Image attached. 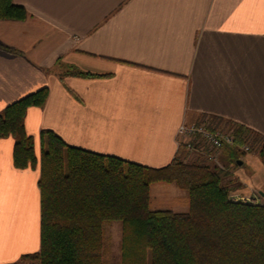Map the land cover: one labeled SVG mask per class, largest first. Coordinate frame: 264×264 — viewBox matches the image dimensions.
Returning <instances> with one entry per match:
<instances>
[{"label":"crops","instance_id":"crops-1","mask_svg":"<svg viewBox=\"0 0 264 264\" xmlns=\"http://www.w3.org/2000/svg\"><path fill=\"white\" fill-rule=\"evenodd\" d=\"M13 1L28 15L0 19V42L19 51L0 49V111L48 88L45 104L25 118L38 157L44 130L151 168L191 153L178 143L183 122L208 116L264 136L261 0ZM14 144L0 138V264H27L21 257L41 246L40 166L16 167ZM231 154L242 163L227 165L224 181L264 199L258 153ZM174 202L188 206L186 195Z\"/></svg>","mask_w":264,"mask_h":264},{"label":"trees","instance_id":"trees-1","mask_svg":"<svg viewBox=\"0 0 264 264\" xmlns=\"http://www.w3.org/2000/svg\"><path fill=\"white\" fill-rule=\"evenodd\" d=\"M27 15L13 0H0V19ZM0 49L19 53L1 42ZM70 70L76 76H100ZM48 94L43 87L0 111V138L15 139L14 165L40 166L41 246L21 261L105 264L103 224L118 220L119 264H264V203L232 199L226 171L203 159L175 157L165 167L151 168L68 145L51 130L41 133L38 157L25 118L28 108L42 107ZM234 131L237 144L248 143L264 164V136L239 124ZM158 181L186 190L188 210L153 208L151 185Z\"/></svg>","mask_w":264,"mask_h":264},{"label":"rangeland","instance_id":"rangeland-1","mask_svg":"<svg viewBox=\"0 0 264 264\" xmlns=\"http://www.w3.org/2000/svg\"><path fill=\"white\" fill-rule=\"evenodd\" d=\"M206 118H209L206 116ZM211 119V118H209ZM230 127V126H229ZM233 148L230 146H226L223 149L221 160L226 164L229 165H237L236 157H232L231 150ZM189 151V150H188ZM190 152V151H189ZM199 153L191 152L187 156L179 153L178 156L184 160L185 162H193L198 159L202 160L203 156ZM177 156V157H178ZM232 157V158H231ZM229 159H231L229 161ZM204 160V159H203ZM205 161V160H204ZM206 162V161H205ZM230 162V163H229ZM207 163V162H206ZM208 165H211L207 163ZM247 166V164H245ZM213 167V165H211ZM215 167V166H214ZM213 167V168H214ZM216 168V167H215ZM223 172L226 171V175H228L231 171L230 169L222 170ZM225 175V176H226ZM232 187V186H231ZM264 190V189H263ZM232 195L244 197L245 200L248 198V201L257 202V197L253 199L252 195H242L239 193L237 189H232L230 192ZM188 195L187 191L177 186L175 183H168L164 181H158L152 184L151 186V195H152V206L153 208H174L176 211H184L188 210V206L186 209H179L181 207H173L174 205H179L174 202L175 196H183ZM260 197V194H257ZM262 198V197H261ZM261 203H264V199L260 200ZM169 204H174L169 205ZM104 227V241H103V261L105 264H119L121 262V241H122V224L121 221L114 220V221H105L103 224ZM24 262V261H23ZM27 264H39L38 262L33 261H25ZM26 264V263H22Z\"/></svg>","mask_w":264,"mask_h":264},{"label":"built area","instance_id":"built-area-1","mask_svg":"<svg viewBox=\"0 0 264 264\" xmlns=\"http://www.w3.org/2000/svg\"><path fill=\"white\" fill-rule=\"evenodd\" d=\"M177 134L180 146H183L190 152L201 154L207 163L221 170L229 169L221 160L224 147H233L241 153L251 152L248 143L243 145L237 144L235 131L232 127L224 125L215 126L209 118L203 119L200 122H183ZM231 198L234 200H245L244 197L232 194ZM246 199L249 200L248 198Z\"/></svg>","mask_w":264,"mask_h":264},{"label":"water","instance_id":"water-1","mask_svg":"<svg viewBox=\"0 0 264 264\" xmlns=\"http://www.w3.org/2000/svg\"><path fill=\"white\" fill-rule=\"evenodd\" d=\"M237 162H238L239 164H241V163H242V160H241V159H238Z\"/></svg>","mask_w":264,"mask_h":264},{"label":"snow or ice","instance_id":"snow-or-ice-1","mask_svg":"<svg viewBox=\"0 0 264 264\" xmlns=\"http://www.w3.org/2000/svg\"><path fill=\"white\" fill-rule=\"evenodd\" d=\"M261 2H264V0H261Z\"/></svg>","mask_w":264,"mask_h":264}]
</instances>
